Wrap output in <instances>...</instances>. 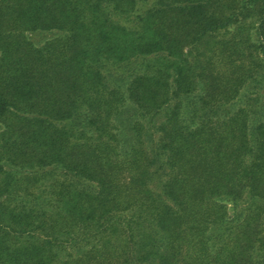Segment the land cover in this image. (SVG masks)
Returning <instances> with one entry per match:
<instances>
[{
    "label": "trees",
    "instance_id": "16d2710c",
    "mask_svg": "<svg viewBox=\"0 0 264 264\" xmlns=\"http://www.w3.org/2000/svg\"><path fill=\"white\" fill-rule=\"evenodd\" d=\"M0 264H264V0H0Z\"/></svg>",
    "mask_w": 264,
    "mask_h": 264
},
{
    "label": "rangeland",
    "instance_id": "374dc122",
    "mask_svg": "<svg viewBox=\"0 0 264 264\" xmlns=\"http://www.w3.org/2000/svg\"><path fill=\"white\" fill-rule=\"evenodd\" d=\"M251 98H253V97L251 96ZM255 102H256V101L254 100V101H251L250 103H251V104H255ZM236 104H237V106H238L239 104H242V102L237 101Z\"/></svg>",
    "mask_w": 264,
    "mask_h": 264
}]
</instances>
